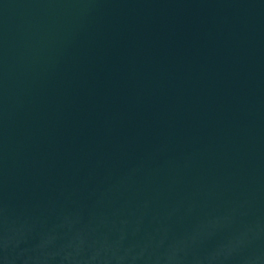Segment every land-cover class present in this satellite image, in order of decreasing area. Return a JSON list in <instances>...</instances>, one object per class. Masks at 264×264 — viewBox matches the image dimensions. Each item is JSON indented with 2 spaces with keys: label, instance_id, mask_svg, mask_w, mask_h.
I'll list each match as a JSON object with an SVG mask.
<instances>
[{
  "label": "water",
  "instance_id": "1",
  "mask_svg": "<svg viewBox=\"0 0 264 264\" xmlns=\"http://www.w3.org/2000/svg\"><path fill=\"white\" fill-rule=\"evenodd\" d=\"M0 264H264V0H0Z\"/></svg>",
  "mask_w": 264,
  "mask_h": 264
}]
</instances>
